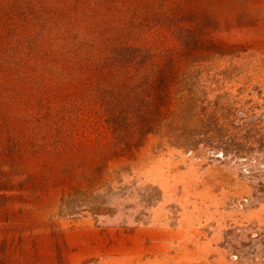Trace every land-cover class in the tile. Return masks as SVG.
Listing matches in <instances>:
<instances>
[{
  "label": "rangeland",
  "instance_id": "374dc122",
  "mask_svg": "<svg viewBox=\"0 0 264 264\" xmlns=\"http://www.w3.org/2000/svg\"><path fill=\"white\" fill-rule=\"evenodd\" d=\"M0 264H264V0H0Z\"/></svg>",
  "mask_w": 264,
  "mask_h": 264
}]
</instances>
